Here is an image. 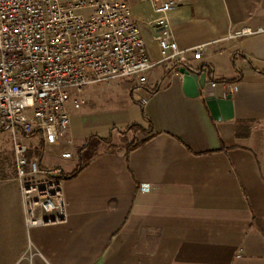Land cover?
Listing matches in <instances>:
<instances>
[{"label": "crops", "instance_id": "0c3cea01", "mask_svg": "<svg viewBox=\"0 0 264 264\" xmlns=\"http://www.w3.org/2000/svg\"><path fill=\"white\" fill-rule=\"evenodd\" d=\"M120 1L154 66L114 108L88 109L98 102L91 92L79 110L105 120L100 143L69 128L73 144L59 146L76 149L77 160L48 161L69 176L64 223L31 228L30 237L17 182H0V264H28L29 242L31 264H264V33L227 38L264 26V0H188L169 14L179 49L207 44L181 66L206 70L215 97L231 95L226 121L211 117L202 96L183 93L181 66L159 62L149 1ZM134 124L152 137L126 157L113 133ZM145 225L159 230L149 257L137 244Z\"/></svg>", "mask_w": 264, "mask_h": 264}, {"label": "built area", "instance_id": "2783aa9c", "mask_svg": "<svg viewBox=\"0 0 264 264\" xmlns=\"http://www.w3.org/2000/svg\"><path fill=\"white\" fill-rule=\"evenodd\" d=\"M148 1L159 62L181 66L186 53L200 59L207 44L179 49L169 20L188 0ZM263 33L264 26L246 27L227 38ZM153 66L129 6L120 0H0V138L10 141L27 232L66 221L63 183L69 176L60 166L44 165L43 157L46 148L73 144L69 110H79L97 85L119 79L143 84ZM37 148L40 157L32 154ZM158 237L157 227L141 226L140 252L151 256ZM28 250L31 264L30 242Z\"/></svg>", "mask_w": 264, "mask_h": 264}, {"label": "rangeland", "instance_id": "374dc122", "mask_svg": "<svg viewBox=\"0 0 264 264\" xmlns=\"http://www.w3.org/2000/svg\"><path fill=\"white\" fill-rule=\"evenodd\" d=\"M140 85L139 81L137 79L133 80H124V79H119L112 81L108 84H101L97 85L93 88L92 92L93 95L90 99H98V102H96L95 105L91 107H87L89 104L86 102L82 108H88V109H95L99 110L102 108H106L105 105H109L110 108H114L115 105H117L118 101H127L129 100V97L131 96V93L135 88H137ZM134 97H137V94H135ZM102 98V100H101ZM94 103V102H93ZM103 103V104H102ZM108 106V107H109ZM103 111V110H102ZM106 111V110H105ZM91 111H82V110H69V116H70V130H74L75 132H81L83 135H86L87 138H89L90 145L94 146L95 144H99L101 141V138H99L100 132H103L105 129L103 128L102 124L105 123V120L102 119L101 123L99 122L100 117H95L92 114L89 113ZM107 113V112H106ZM104 113L103 116L106 115ZM111 114H109L110 116ZM110 119H108L109 121ZM114 130V128H111V130ZM94 134V135H92ZM115 135L114 138V144L121 143V145H126L132 142V140L138 141L139 138L135 137L136 134L138 136H142L143 134L141 132H123L121 134L117 133L116 129L115 132L113 133ZM109 136V135H107ZM119 138V139H118ZM32 144H35L37 142V139H32L30 140ZM104 144V143H103ZM105 145V144H104ZM8 150H10V141L8 137H3L0 138V151L2 155L0 156V179L4 174V167H7L9 155H8ZM63 148L61 146H56L53 148H46L44 150V158H43V164L48 165V161L50 160V163L53 161L57 162L59 160L60 154L62 153ZM76 149L72 150L73 151V159L70 160V162H73V160H77L78 158V153L75 151ZM34 156L40 157V150L37 148V151L32 153ZM32 231H29V236L31 237ZM34 250V249H33ZM32 250V251H33ZM34 264H36V260L34 259Z\"/></svg>", "mask_w": 264, "mask_h": 264}, {"label": "water", "instance_id": "95a60500", "mask_svg": "<svg viewBox=\"0 0 264 264\" xmlns=\"http://www.w3.org/2000/svg\"><path fill=\"white\" fill-rule=\"evenodd\" d=\"M178 72L181 75L182 91L187 97L202 96L211 117L216 121H226L232 118L231 95L222 98L215 97L213 88L205 85L206 70L199 68L195 71L182 65Z\"/></svg>", "mask_w": 264, "mask_h": 264}, {"label": "trees", "instance_id": "16d2710c", "mask_svg": "<svg viewBox=\"0 0 264 264\" xmlns=\"http://www.w3.org/2000/svg\"><path fill=\"white\" fill-rule=\"evenodd\" d=\"M124 132H141L144 135V138L142 140H138V141L132 140L131 143L124 145L125 156L126 157L129 155V153L133 149L143 145L144 143H146L152 137V134H150V132H151L150 126L148 128H146V129H144L142 126L134 124V125H131V126L127 127ZM104 143L106 145L110 146V147H113L112 145H110V140L109 139L104 140ZM7 152H8V155H9L8 161L10 163H8L7 167H4L5 168L4 169V174L1 177L0 182H3V181L8 180V179H11L12 177H14V174H15L13 155H12L11 148ZM1 155H2V153L0 151V156Z\"/></svg>", "mask_w": 264, "mask_h": 264}]
</instances>
